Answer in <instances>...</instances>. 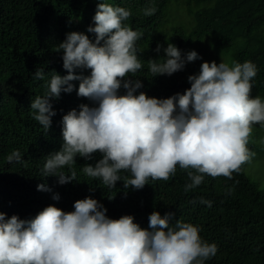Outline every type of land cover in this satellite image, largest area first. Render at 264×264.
Listing matches in <instances>:
<instances>
[{
	"label": "clouds",
	"instance_id": "9594fccd",
	"mask_svg": "<svg viewBox=\"0 0 264 264\" xmlns=\"http://www.w3.org/2000/svg\"><path fill=\"white\" fill-rule=\"evenodd\" d=\"M155 11L146 8L144 15ZM130 15L124 7L98 0L94 26L87 28L94 40L72 31L56 47L63 50L67 74L52 71L45 94L30 103L33 118L47 132L56 114L51 100L62 91L72 92L74 80L79 81L77 95L93 106L80 104L79 111L71 109L62 116L63 143L46 156L43 176H57L61 185L78 181L75 157L91 160L99 152L101 158L94 165L85 164L82 172L108 188H115L118 180L125 189L137 190L149 178L167 181L177 165L195 170L187 171L186 192L199 186L204 175L231 179L255 155L247 148L252 126H264V101L251 96L256 65L203 61L199 73L187 77L190 87L183 93L162 99L143 91L136 94L142 82L129 77L142 68L136 41L143 34L124 23ZM160 50L157 44L155 51ZM163 52L162 62L148 60L152 77L170 76L200 58L194 50L182 56L172 43ZM74 69L90 72L76 74ZM44 77L43 69L37 68L34 78ZM121 88L124 94L119 93ZM21 159L19 150L7 157L9 164ZM64 166L67 173L60 171ZM121 172L130 177H121ZM37 188L50 190L45 184ZM200 202L211 207V201ZM73 207L65 212L48 205L27 220L16 215L6 219L0 212V264H204L218 251L215 243L201 239L192 223L177 219L172 224L171 212L161 216L152 211L148 227L142 228L131 215L109 218L107 209L90 196L74 201Z\"/></svg>",
	"mask_w": 264,
	"mask_h": 264
},
{
	"label": "trees",
	"instance_id": "16d2710c",
	"mask_svg": "<svg viewBox=\"0 0 264 264\" xmlns=\"http://www.w3.org/2000/svg\"><path fill=\"white\" fill-rule=\"evenodd\" d=\"M112 6L124 7L131 15L126 23L142 32L136 41L137 56L142 68L131 79H140L143 87L137 90L149 97L167 98L183 93L190 87L187 77L198 74L197 67L205 61V53L197 46L207 39L217 55L229 54L233 61H251L257 73L252 79V91L264 95V0H102ZM98 0H0V212L5 218L16 215L31 219L48 205L73 211L74 201L92 197L107 209L106 215L118 219L131 215L142 228L148 227V216L158 211L174 214L177 219L199 228L203 241L215 243L218 251L204 264H264V191L245 172V164L232 178L204 175L203 182L185 191L190 183L187 171L177 165L169 180H151L142 189L124 188L122 180L115 188L104 186L100 179L89 178L83 172L85 164L94 165L101 158L99 152L91 160L77 155L73 165L76 180L59 184L54 175L43 176L42 169L49 153L58 151L63 143L62 116L71 109L79 111L80 104L93 106V102L77 95L79 81L74 80L73 91L61 92L52 99L55 115L47 132L36 121L30 103L43 96L52 71L64 76L63 50L56 47L72 31L83 32L94 40L95 34L87 32L94 26ZM182 4V9L192 16L193 22L168 26L169 4ZM154 7L155 13L144 15V9ZM168 9V10H167ZM209 37V38H207ZM168 43L181 50L182 56L190 48L199 59L186 62L181 71L172 75L152 77L148 60L164 59L163 48ZM161 45L159 53L155 51ZM160 56V57H158ZM37 68L43 69V80L34 78ZM76 74L88 75L90 70L74 69ZM131 75V74H130ZM125 90L121 88L120 94ZM252 97H255L251 93ZM250 134L247 148L261 151ZM19 150L20 162L8 163L7 157ZM68 172V166L60 169ZM121 177L129 176L121 172ZM45 184L50 190H38ZM58 200L52 199L53 195ZM113 196L111 200L108 197ZM211 201V207L201 203Z\"/></svg>",
	"mask_w": 264,
	"mask_h": 264
},
{
	"label": "rangeland",
	"instance_id": "374dc122",
	"mask_svg": "<svg viewBox=\"0 0 264 264\" xmlns=\"http://www.w3.org/2000/svg\"><path fill=\"white\" fill-rule=\"evenodd\" d=\"M182 8V4H169V10L167 9V14L170 17L169 21L167 22L168 26L173 24H184L186 27H188L193 22L192 16L186 13ZM197 46L201 49L202 52L205 53V61H215L217 63L222 61L230 64V55H217L216 53H214L207 39H204L201 43L197 44ZM191 50H193L192 47L190 48V51ZM199 70L200 65L197 67L196 71L199 73ZM251 93H253L255 97L259 96L261 100L264 101V95L255 93L253 91ZM251 135L253 136L251 139L259 145L261 151L255 153V155L245 163V172L251 177L254 182H257L259 188L264 191V126H261L260 124H254L252 126Z\"/></svg>",
	"mask_w": 264,
	"mask_h": 264
}]
</instances>
